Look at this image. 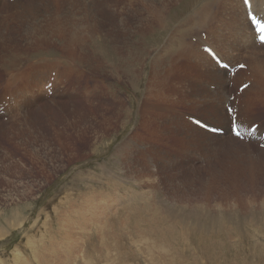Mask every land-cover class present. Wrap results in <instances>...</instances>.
Instances as JSON below:
<instances>
[{"label": "rangeland", "instance_id": "obj_1", "mask_svg": "<svg viewBox=\"0 0 264 264\" xmlns=\"http://www.w3.org/2000/svg\"><path fill=\"white\" fill-rule=\"evenodd\" d=\"M40 1L42 4L46 3L45 0ZM40 1L20 0L19 2L22 4L27 3L26 8H28L30 5H34L33 3L38 4L40 7ZM128 1L131 0H99L96 4L97 8L94 6L95 13L88 22L94 24L91 21L95 19L100 23V26L95 28V31L100 33L98 34L100 39L91 33L87 38L85 35L87 31L84 33L83 30L85 24L80 25L81 32L88 39V41L85 40V47H83L85 50L95 49L96 51V56L95 58L92 57L91 62L87 61L88 58H80L81 54L83 56L85 54H83L84 52L80 53L81 51L76 49L78 48L76 45L73 47L76 50H68L69 48H67L66 51V44L60 42V40L63 32L67 31L64 35L66 38L71 32L62 29V27L71 28L69 27L71 25L69 15L62 16L64 19L60 17L65 23L59 18L58 22L61 21L59 25L62 26L53 29L50 8L42 9L41 7L39 10L30 12L31 14L28 13L29 16H32L33 36L40 39L44 38L41 39L44 41V50L37 48L40 41L35 39V42L28 46L29 48L32 47L28 49V56L23 55L22 50L19 48H15L21 47L20 44H17V46H12L10 43L0 45V102L5 101V115L0 117V264H264L262 230L261 233L258 230L253 238L247 237L243 233V225L240 224L237 229L228 233V235L223 233L211 238L207 234L204 237L202 234L206 232L207 223H210L211 220L202 221L198 216L195 221L197 228L189 233V237L187 234H182V227L188 221L174 220L175 217L171 209L173 207L175 210H180L188 215L191 208L201 210L199 206H204L202 204L205 203L215 214L218 213L224 216L228 224L231 223V220L241 221L242 219L237 216L240 210L235 208V205L233 206L234 203L236 204L233 198L226 200V202L223 199L221 202L219 192H211L208 198H204L203 195L201 197V184L204 181L213 179L220 185V189L229 186V184L236 183L238 185V183H243L242 186L245 188L240 187L241 185L239 187L244 190V194L238 197L241 200L244 199L245 203L248 204L247 207L255 208L254 211L258 215L262 213L264 207V152L258 151L257 156L252 154L255 164H251V160L247 161V154H244L246 149L248 152H252L259 145L253 147L252 144H249V149L243 147V158L240 156L228 158L223 153L225 149H217L219 151L217 157L212 158L214 162L211 166L214 167L210 165L209 167L205 162V159L208 158H204L200 155L202 152L197 150L198 152L195 151V158L191 155L189 156V158L192 157L190 159L180 158L181 161L184 160L185 162L179 168L173 166L175 168L170 173L177 174L180 177L176 179L170 177L172 179L171 183L168 180L170 178L165 175L168 172H164V170L157 172L155 167H150L149 163H144L133 148L123 146L124 140L128 138L127 136L137 133L135 136H139V139L145 142L142 145L148 143L145 146L147 148L150 146L149 149L154 148V146L162 148L163 151L171 150L174 147L179 148V142L173 140V137L168 138L161 146L157 145L156 141V145L150 143L152 139H155L154 133L158 129L165 130L166 133L170 130V125L167 122L169 120L168 116L159 115L166 111L168 105L158 104L155 109V106L150 104L155 100L147 97L148 92H145V85L152 86L150 72L152 69L157 70L160 75L167 68L171 70L166 80L163 77L159 78L152 86L155 92L168 93L170 91L169 87L175 84L174 79L177 81L178 76H185V78L190 79L200 77L202 81L203 78H208V76H200L201 73H198L199 70H196L195 64L198 61L197 55L199 56L201 52L204 53L201 46L209 42L213 43L212 46L220 48L222 52L229 55L226 58L231 60V64H241L239 62L247 64V71L238 70L240 75L238 74L230 81L228 80L227 85L231 89L227 93L229 98L235 93L238 85L250 75V67L253 65L252 59L257 56L259 51V56L264 54V45L253 40V30L249 24H246L249 21L245 17V12H242L244 8L241 0L228 1L237 12L240 10L238 15L240 19H243L242 24L236 21L239 17L235 19V16L229 10L227 13L224 11V5L227 6V3L224 4L222 0H206V6L209 7L206 10L208 17L204 19L205 22L197 23L199 20L198 14L194 10H199L203 4L196 5L197 0L195 4L191 0H180L182 2L172 6L168 16L166 15L165 22H170L166 30H156L155 32H147V34L142 33V35L139 32V25L145 22L144 20L139 19L138 22L136 17H132L124 22V26L120 25L116 29L110 23V16L116 17L118 15L117 20L125 19V14H128L131 9V7H128ZM198 1L204 3V0ZM123 2L127 4L124 5V9L122 7ZM17 8L16 11L19 9ZM98 8L99 10L102 9L99 11ZM64 9L62 8L61 11H64ZM6 10L7 7L5 8V5L0 3V14L4 16ZM72 11L71 15L75 17H80L82 14L78 7ZM192 16H195V21L193 20L190 29L192 32L178 31L180 27L177 28L176 38L178 44H186L184 46L178 45L176 48L174 40L167 39V34L172 29L170 26ZM170 18H172L171 21ZM12 20H15V24H13L14 28L12 26L11 30L19 40H21V36L23 39L25 37L24 31H28L26 28L29 27V24L23 22L22 17L11 18ZM213 27H215V34L217 33L221 37V42L214 41V30H212V39L204 34ZM61 29L63 30L62 34L59 32ZM52 31L58 32L52 33V36L50 33ZM180 35L184 37L182 38ZM50 36L51 39H49ZM92 36H95V38H92ZM90 38H92L91 42ZM199 38H203L201 39L203 42L199 43ZM112 39L113 41H111ZM209 39L210 41H208ZM169 42L172 44L170 45V52L163 56L164 58L161 59L160 64H153L157 52ZM234 42L236 46H231ZM115 44H117L116 47ZM111 47H115L121 57L134 52H138L143 56L142 64L136 72L138 76L134 77L135 72L128 75V73L120 71L118 67L116 71H112L114 68L110 70L109 62L113 61ZM181 49H183L182 52H180ZM188 50L191 51L190 57L187 62H184L183 54H186ZM194 53L196 56L193 55ZM195 57L197 58L195 59ZM97 58L100 62L96 61ZM32 59L36 60L34 63L40 65V67H43L44 64H54L55 68L60 73L66 74V76L60 77L56 69L45 73L40 70L37 76L38 78L41 74L40 81L37 82V78H32L30 87L26 86V93L22 92L25 99L30 101V105L27 106L21 101V92H19V88L27 83L26 79H20L16 83L7 85L10 79L9 73L5 70L7 67H14L17 63H23L25 67L28 63H33ZM202 59L205 60L204 57ZM207 61H201L199 66H202L203 63L204 67H208ZM35 64L33 66L37 67ZM130 65V68L134 66ZM19 69L25 68L20 67ZM258 74L264 75V66L258 70ZM113 75L117 78L115 79ZM240 76L243 79L235 85V80L241 79ZM119 78L120 80H118ZM169 80L170 82H168ZM208 81L206 79L204 82L207 83ZM49 82L54 86V94L52 90L47 92L44 88L45 83ZM215 82L216 84H214ZM222 83V80L218 82L217 79H212L207 83V88L218 91L221 89ZM209 85L214 86V89L210 88ZM183 93L185 92L183 91ZM113 96L116 98H113ZM169 98H171L170 94H168L167 99ZM247 101L249 99L247 97L242 98V95L239 98L238 114L241 115L240 121L245 119L242 123L246 124L248 122L247 127L252 123H264V101L254 102L256 106L251 105V108H247L245 113L243 110L242 113L241 107L245 106ZM224 103L225 101H222L220 105L224 106ZM149 107L156 110L159 116L153 117L154 114L149 110ZM17 108L20 109L17 110ZM143 109L146 110L145 115ZM185 111L188 113L186 116L178 114L173 118V125L175 124L173 127H177L175 129L180 136L183 135L185 138L192 139L196 134V125L193 124L192 127L195 134L187 126L184 128L183 125L180 126L184 118V120H188L189 114L194 115L196 119L209 123L208 125L217 126L216 120L211 119L206 112L200 110L196 113L189 110H183L182 112ZM246 113L247 115L244 116ZM142 116L147 122L146 127L140 126ZM227 122L230 124L228 115ZM224 124L225 121L222 125ZM206 132L204 131L203 136L200 137L201 142L215 143L214 134ZM259 132L261 133L262 129ZM188 134L190 136L187 137ZM202 143L200 144L203 146ZM151 145L154 146L151 148ZM189 148L184 150L186 156H188ZM202 154L204 155V153ZM206 161L210 162V159ZM192 164L194 167L190 166ZM144 165L145 167H143ZM204 166L206 167L202 168ZM175 169H179L178 173L175 172ZM200 169L202 171H199ZM184 173L193 178L192 181H189V186L186 183L187 181L184 180ZM211 174L216 175L210 178ZM250 174L255 175L253 177L254 185L246 181L248 178L250 179L251 176H248ZM193 175L199 176L194 178ZM123 179H125V183ZM160 179L162 180L161 185L159 183ZM179 181L183 182L181 184L184 188L180 184L182 190L176 192L172 190V187L177 186L176 183H180ZM156 183L157 186H155ZM149 184L156 187V190L153 191L161 197L162 204L165 202L168 206L165 210L162 209L166 214L165 217L162 216V212L155 210L157 206L152 203L153 197L150 190L149 196L152 199L148 198ZM164 184L166 185L164 186ZM146 185L148 186L146 187ZM129 188H132L133 191ZM140 189L141 192L139 193L138 190L140 191ZM173 192L174 195L171 196ZM134 193L139 196L138 205H135V210L129 211L131 207L129 202L137 200ZM123 199L125 200L123 201ZM167 201H169V204ZM161 202L158 201L157 203H160L161 206ZM128 203L129 207L128 205L126 207ZM143 210L149 212L146 215L133 213L128 216L132 212ZM154 210L157 211L156 215L161 216L164 221L152 224L149 220L152 218L149 217L154 213ZM200 213L198 212L199 215ZM8 219H11V222ZM95 219L97 221H94ZM100 221H102V225ZM204 221L205 224L202 226ZM213 224H216V222L213 221ZM98 225L101 227L98 228ZM100 229L105 230L107 234H102ZM138 229L142 231L140 234ZM152 233L156 235H151ZM157 234L159 235L157 236ZM141 240L142 242H140ZM43 257L46 258L45 261H43Z\"/></svg>", "mask_w": 264, "mask_h": 264}, {"label": "bare ground", "instance_id": "obj_2", "mask_svg": "<svg viewBox=\"0 0 264 264\" xmlns=\"http://www.w3.org/2000/svg\"><path fill=\"white\" fill-rule=\"evenodd\" d=\"M15 1V2H14ZM18 1V2H17ZM20 0H13L12 2L13 3H10V1L8 0H0V3L1 5H5V8L7 7V12H5L4 16L0 14V45H5L7 43H10L12 44V46H17V44H20L21 47H15V48H19L20 50H22L23 52V55L26 54V56L29 55V50L30 48L32 47H28L30 45H32L35 40H39L40 43L39 45L37 46L38 49L40 50H44V41L41 40V39H44V38H35L33 36V30L32 29V16H29V14H31L34 10H39L41 7L42 9L43 8H50L51 9V14L52 15V23H53V29H56L58 26H62V25H59L62 20L60 17L64 16L65 14L66 15H69V18H70V22H71V25L69 27L71 28H63V30L67 29L68 31H71L69 32V35H67V38L64 36L66 35L67 31L66 32H63V36L60 40V42L62 41L64 44H66V51H67V48H69L68 50L72 49V50H76L78 49V51H81L80 53H83L85 54V56H83L82 54L80 55V58H88V62H91L93 59L92 57L95 58L96 56V51L95 49L90 50H85V46H84V42L88 41V39H86V36L87 38L92 34V35H95L96 38H99L98 34H100L99 32L97 33L95 31V28L96 27H99L100 26V23L95 21H91V22H94V24H89L88 20L89 19H92L95 11H94V6L96 7V4L99 2V0H45L46 3L45 4H42V2L40 1V7L37 5H35V3H33L34 5H30L28 8H26L27 6V3L26 4H22L19 2ZM27 1H35V0H27ZM123 1V0H122ZM192 3L195 4L196 0H191ZM224 4H226L227 6L224 5V11L227 13V11L229 10L231 13H233V15L235 16V19H237L238 17V23L239 24H242L243 23V19L241 18L240 19V16L238 15L239 11L237 12V10L234 8V6H231V4L229 3L228 0H222ZM3 2V3H2ZM26 2V1H24ZM37 2V1H36ZM180 3L182 1L180 0H131L130 2L128 1V7L131 9L129 10L128 14H125V19L124 20H117V16L114 17V16H110V23L113 25L114 29H116L118 26H124V22L130 20V18L132 17H136V19L138 20L139 22V19L141 20H144L145 22H142L140 25H139V28H140V33L142 35V33H146L147 32H155L156 30L160 31V30H166V28H168V24L170 25V22L166 23V15L168 16V14L170 13V9H172L171 7L176 5L177 3ZM110 3V2H109ZM124 3V2H123ZM122 3V4H123ZM126 3V2H125ZM123 4V9H124V5H127V4ZM190 3V2H189ZM206 3L207 1L204 0V3L202 2H199L197 0V3L196 5H202L200 6L201 8L199 10H194L198 17V21L197 23H202V22H205L204 19H206L208 17V15H206V10L208 7V5L206 6ZM18 5V6H17ZM115 5V4H114ZM135 5V6H134ZM9 6V8H8ZM25 6V7H24ZM19 9H18V8ZM76 7L80 8L81 10V16L80 17H75L72 14V10H74ZM103 7V6H102ZM127 7V6H126ZM127 7V8H128ZM16 8L18 9V11H16ZM62 8H65L64 11H61ZM97 8V7H96ZM100 8V7H99ZM98 8V10H99ZM104 8V7H103ZM107 8V7H106ZM126 8V9H127ZM12 9V10H11ZM102 9V8H101ZM100 9V10H101ZM195 9V8H194ZM198 9V8H197ZM211 9V8H210ZM11 10V11H10ZM99 10V11H100ZM107 10V9H105ZM114 10V9H113ZM112 10V11H113ZM109 11V10H108ZM125 11V10H123ZM2 12V11H1ZM31 12V13H30ZM39 12V11H38ZM105 12V11H104ZM210 12V11H209ZM244 13V10L242 11ZM29 13V14H28ZM114 13V11H113ZM116 13V12H115ZM127 13V12H126ZM49 14V13H48ZM118 14V13H117ZM201 14V16H200ZM210 14V13H208ZM47 15V14H46ZM104 15V14H103ZM102 15V16H103ZM107 15V14H106ZM115 15V14H114ZM231 16V15H230ZM16 17H22L23 18V22H27V24H29V27L26 28V30L28 31H24L25 32V37L22 39V36L20 37L21 40L18 39V37H16L15 33L11 30L12 26L14 28V25L15 24V20H12L11 21V18H16ZM51 17V16H50ZM66 17V16H65ZM195 16H192V17H189V19H185V20H182V22H176L175 24H173V26H170L172 27L171 31L167 34V39L168 40H174V42L176 43V48L178 47V45H182L184 46L186 43H181V44H178L177 42V38H176V33H177V28H179L178 31L180 30H183L185 32H190L191 30V27H192V24H193V20L195 21ZM196 17V18H197ZM59 21L58 22V20ZM19 20V18H17ZM62 19H64L62 17ZM67 19V18H65ZM106 19V18H105ZM121 19V18H120ZM214 19V18H213ZM2 20V21H1ZM107 20H109V18H107ZM172 20V18H170V21ZM50 21V20H49ZM67 21V20H65ZM84 21H86V23H84ZM230 21V20H228ZM234 21V20H233ZM51 22V21H50ZM64 22V20L62 21ZM18 23V22H17ZM65 23V22H64ZM63 23V24H64ZM74 23V24H73ZM85 24V29L84 30V33L85 35H83L84 33L81 32V27L80 25L81 24ZM109 23V21H108ZM78 24V25H77ZM220 24V23H219ZM246 24H249V22H246ZM250 25V24H249ZM227 26V25H226ZM241 26V25H240ZM31 27V28H30ZM42 27V26H41ZM83 27V26H82ZM224 27V26H223ZM230 27V26H229ZM39 28V27H38ZM60 28V27H59ZM105 28V27H103ZM221 28V27H220ZM228 28V27H227ZM22 29V28H21ZM32 29V30H31ZM59 31L61 32L62 34V30ZM215 27H213L212 29L207 30L206 33V36H210V39H212L213 37V34L215 35L213 37L214 41L215 42H221V37L219 35H217V33L215 34ZM14 30V29H13ZM212 30L213 31V34H212ZM227 30V29H226ZM23 31V30H22ZM41 31V30H40ZM109 31V30H108ZM229 31V30H228ZM18 32V31H17ZM36 32V31H35ZM58 31H52L50 32L51 34L53 33H57ZM113 32V31H112ZM192 32V31H191ZM221 32V31H220ZM240 32V31H238ZM65 33V34H64ZM91 33V34H90ZM118 33V32H117ZM124 33V31H123ZM122 33V34H123ZM233 33V32H232ZM46 34V33H45ZM52 34V36H53ZM77 34V35H76ZM241 34V33H240ZM24 35V34H22ZM60 35V34H59ZM58 35V36H59ZM110 35V34H109ZM108 35V36H109ZM115 35V33H114ZM121 35V33H120ZM137 35V34H136ZM179 35V34H178ZM242 35V34H241ZM43 36V35H41ZM95 36H92V38ZM123 36V35H122ZM106 37V36H105ZM111 37V36H110ZM120 37V36H119ZM118 37V38H119ZM131 37V36H130ZM180 37H184L182 35H180ZM179 37V38H180ZM92 38H90V42L92 40ZM116 38V37H115ZM35 39V40H34ZM51 39V36L50 38ZM100 39V38H99ZM203 39V38H201ZM199 38V43L200 42H203V40H201ZM210 39L208 41H210ZM86 40V41H85ZM113 41V39L111 40ZM38 42V41H37ZM36 42V43H37ZM94 42V41H93ZM115 42V41H114ZM146 42V41H145ZM148 42V41H147ZM23 43V44H22ZM88 43V42H87ZM97 43V42H96ZM225 43V42H224ZM93 44V43H92ZM98 44V43H97ZM95 44V45H97ZM213 43H206L205 45L201 46V50L202 47L206 46V47H211L214 49L215 52H217L219 54V56L221 57V60L222 61H225V62H228V63H231V60H228L226 57H229V55H227L226 53L222 52V50L220 48H216L214 46H212ZM75 45L78 47L76 49H74L73 47H75ZM89 45V44H88ZM94 45V46H95ZM117 44H115V47H116ZM171 42H169L168 44L164 45L161 50H159L155 56V59L153 62V64H157L159 62H161V59H163L164 57L163 56H166L168 52H170V47ZM84 46V47H83ZM150 46V45H149ZM152 46V45H151ZM191 46V45H190ZM225 46V45H223ZM231 46H236V43H232ZM72 47V48H71ZM106 47V46H105ZM115 47H111L112 48V53H111V56L113 57V61H110L109 64H110V70L112 68V71L113 70H118L117 67L119 68L120 71L122 72H126L128 73V75H130L129 73L131 72H135L134 74V77L135 76H138V73L137 72V69L141 66L142 64V61H143V56L140 55L138 52H134V53H129L127 56L125 57H121L120 55H118V51ZM186 48V47H185ZM87 49V48H86ZM89 49V48H88ZM144 49V48H143ZM158 49V48H157ZM169 49V50H168ZM107 50V49H106ZM109 50V49H108ZM155 50V49H154ZM261 50V49H260ZM183 49L180 50V52H182ZM108 52V51H107ZM190 53L191 51L188 50V52L186 54H183L184 56V59L183 61L184 62H187L189 57H190ZM259 53L260 51L258 52L257 56L253 57L252 59V62H253V65H251L250 67V76L249 78L251 79V83L248 85V87L246 89L243 90L242 92V98L244 97H247L249 99V101H247V104L245 106H242L241 109H242V113H243V110H244V113L245 111H247V108H251V105H254V102H257V103H260V102H263L264 101V75H260L258 74V70H260L263 66H264V54H262L261 56H259ZM195 55V53L193 54ZM196 56V55H195ZM198 57V61L197 63L195 64L196 65V70H199L198 73H201L200 76H208V78H203L204 81H206V79H208L209 81L212 80V79H217L218 82L220 80L223 81V85L221 87L220 90H209L207 88V83H205L203 80L201 81L200 80V77L198 78H193V79H190V78H185V76H178L177 78V81L174 79L175 81V84L172 85L171 87L169 86H166V87H169L170 88V91L168 93H163L162 92H155L154 89L152 88V86L156 83V81L159 79V78H165L166 80V77L169 76L171 70H169L168 68L166 70H164L165 72L160 75L158 74L157 70L155 69H152L150 72H151V79H152V86L149 87L147 85L146 86V90L145 92H148V96L147 97H151L153 98L155 101H153V103H150V104H153L155 106V109H156V106L158 104H164L165 106H167L168 108L166 109V111L164 113H161L159 115H165L168 116L169 120H167L168 124L170 125V130L168 133H166L165 130H162V129H158L155 133H154V138L155 139H152L150 142L151 144H155L157 143V145H162L163 143H165L168 138H171L173 137V140L175 139L176 141L179 142V148L178 147H174L172 148L171 150H168V151H163L161 150L162 148H157L156 146L154 145H151V148L152 146H154V148L152 149H149V147L147 148L145 145H147L148 143H146L145 145H142L144 144L145 142L142 141V139L140 140L139 139V136H135L137 135V133L134 135L132 134L131 136H127L128 138L125 139V143H123V146L126 148V147H131L134 149V152L138 153L139 154V157H141L142 161L146 164H148L150 167H155V169L158 171H161V170H164V172H168L166 173L165 175L168 176V178L170 177H175L178 178L180 176H178L177 174H172L170 173L171 170H173V166H176L177 168H179V166H181L185 161H181L180 158H187V159H190V158H195V151H201L202 153H204V155L201 153L200 155H202L204 158L207 157L208 159H210V162L209 161H206L208 159H205V162L206 164L209 166H211L212 162H214L212 158H215L217 157V149H225V151L223 153H225L226 156H228V158H235L234 156H240L241 158L244 157V154H247V158L249 160H251V164H255L254 162V157H252V154H255L257 156V152L258 151H262L264 152V148H261L260 146L259 147H256L254 148L255 150L252 152H248L247 149H246V153L243 154V147L245 148H248L250 147L249 144H252V146H258V144L254 141H237L236 138L232 137L231 134H230V131H229V126L230 124H228L229 122H227V112L226 110L224 109V106L223 105H220V102H224L226 99H227V93L231 90L229 88V86L227 85V82H228V79L225 78L227 76V71L225 69H221L217 66V64H215L212 59L204 52H201L199 54V56L197 55ZM195 57V59L197 58ZM202 57L205 58V60L202 59ZM250 58H252V56H250ZM76 59V58H75ZM208 60V61H207ZM33 63H28L27 66L24 67V64L22 63H17V65H15L14 67H7V69L5 70V72L9 73V79L8 82H7V85L9 84H13V83H16V81L20 80V79H23L24 78L26 79V82L24 84V86L20 87L19 88V92H21V101L23 102V104L29 106L30 105V101H27L24 97V95H22V92L26 93V86L28 85V87H30V81L32 78H37L38 74L40 73V70L43 71L44 73L46 71H49V70H54L56 69L55 68V65L54 64H44L43 67H40V65L38 64H35L33 59H32ZM96 61H99L98 58L96 59ZM201 61H207L209 66L208 67H204L203 66V63H202V66L200 65L199 66V63ZM100 62V61H99ZM107 62V61H106ZM163 62V60H162ZM97 63V62H96ZM33 64H35L37 67L33 66ZM134 65L133 67H129V65ZM160 64V63H159ZM99 65V64H98ZM130 65V66H131ZM102 66V65H101ZM166 66V65H164ZM25 68V69H19V68ZM162 67V66H161ZM16 68V69H15ZM102 68V67H101ZM122 68V69H121ZM163 70V69H162ZM247 71V70H246ZM56 72L60 75V77H65L66 74L64 73H60L57 69H56ZM163 72V71H162ZM125 73V74H126ZM237 74H239L240 72H236ZM114 74V72H113ZM117 74V73H116ZM119 74V73H118ZM121 74V73H120ZM133 74V73H131ZM41 75V74H40ZM40 75L39 77L36 79V81L38 82L39 78H40ZM240 75V74H239ZM115 77V75H113ZM119 76V75H118ZM121 76V75H120ZM113 77V78H114ZM123 77V75H122ZM129 77V76H128ZM211 77V78H210ZM216 77V78H215ZM238 77V76H237ZM241 77V76H240ZM117 77H115L116 79ZM125 78V77H124ZM175 78V77H174ZM245 78V77H244ZM63 79V78H62ZM66 79V78H65ZM68 79V78H67ZM123 79V78H121ZM150 79V78H149ZM173 79V78H172ZM197 79V80H196ZM224 79V80H223ZM243 78L241 77V79H233L235 80V82L232 80V82L235 83V85L237 84L238 81H241ZM120 80V78L118 79ZM164 80V79H163ZM249 79H247L246 81H248ZM40 81V80H39ZM65 81V80H64ZM133 81H135L133 79ZM140 81V80H139ZM150 81V80H149ZM201 81V82H200ZM230 81V80H229ZM250 81V80H249ZM109 82V81H108ZM137 82V81H136ZM166 82V81H164ZM163 82V83H164ZM170 82V80L168 81ZM167 82V83H168ZM173 82V80H172ZM187 82V83H186ZM217 82V81H216ZM216 82L214 84H216ZM118 83V82H117ZM212 83V82H211ZM242 83V82H241ZM244 83V82H243ZM242 83V84H243ZM18 84V83H17ZM125 84V83H123ZM169 84V83H168ZM173 84V83H172ZM177 84H179L177 86ZM138 85V84H137ZM109 86V85H108ZM107 86V87H108ZM116 86V85H115ZM33 87V86H32ZM106 87V86H105ZM177 87V88H176ZM210 88H212L211 85H209ZM220 87V86H219ZM110 88V87H108ZM117 88V87H116ZM132 88V87H131ZM214 88V86H213ZM134 89V88H133ZM89 91V90H88ZM117 91V90H116ZM115 91V92H116ZM183 91L185 93H183ZM190 91V93H189ZM35 92V91H34ZM90 92V91H89ZM112 92V91H111ZM118 92V91H117ZM19 94V93H17ZM168 94L171 95V98L167 99L168 97ZM112 95H113V92H112ZM111 95V96H112ZM172 96H174V98H172ZM113 98H116L113 96ZM181 98V99H180ZM117 100V99H116ZM115 100V101H116ZM113 101V100H112ZM121 102V100H119ZM114 102V101H113ZM118 104V103H117ZM116 104V105H117ZM121 104V103H120ZM167 104V105H166ZM115 105V106H116ZM46 106V105H45ZM152 106V105H151ZM176 108H175V107ZM42 107V106H41ZM142 107V105H141ZM174 107V108H173ZM165 108V107H164ZM20 108H17V110H19ZM44 109V108H43ZM217 109V110H216ZM149 110H151V112L154 114L153 117L155 116H159L158 115V112L156 110H152V108L149 107ZM183 110H189V111H193L196 113V111L200 110V111H203V112H206L207 115L211 118V119H214L216 120V124L217 126H214L216 128H221V129H224V133L222 135H215L214 134V141L215 143H212V142H207V143H202L201 141V136H203L204 134V131L203 129L199 128V127H195V130H196V134L194 133V130H192V127H193V124L188 121V120H184V116H186L188 113L185 111V112H182ZM226 114H225V112ZM42 111V110H41ZM162 111V110H161ZM145 112L146 110L143 109V114L145 115ZM149 112V111H148ZM179 112V113H178ZM240 113V114H242ZM178 114H182L184 115L183 116V120H182V124L183 125V128L184 127H188V129L192 130V132L195 134V136L192 138V139H188V138H185L183 135L180 136L176 129L177 127H173V118L174 116L178 115ZM247 115L244 114V116ZM151 116V115H150ZM190 117H194V115H191L189 114ZM241 116V115H240ZM29 118V117H28ZM195 118V117H194ZM244 119V118H243ZM262 119V118H261ZM141 120V119H140ZM149 120V118H148ZM151 120V119H150ZM156 120V118H155ZM154 120V121H155ZM157 121V120H156ZM176 121V120H175ZM225 121V124L222 125V123ZM243 121V120H242ZM242 121H240L239 123L240 124H243L241 123ZM245 121V119H244ZM243 121V122H244ZM106 122L104 121V124ZM161 123V122H160ZM178 123V122H177ZM248 122H246L247 124ZM261 123V122H260ZM157 124V123H156ZM179 124V123H178ZM250 124V123H249ZM248 124V125H249ZM102 125V124H101ZM106 125V124H105ZM104 125V126H105ZM147 125V122H145V119L143 118L142 116V121H141V127L142 126H145L146 127ZM244 125V124H243ZM163 126V125H162ZM166 126V125H165ZM178 126V125H177ZM213 126V125H212ZM261 126H264V123H261ZM68 127V126H67ZM135 127V126H134ZM160 127V125H159ZM179 128V127H178ZM187 129V128H186ZM264 129V128H263ZM262 129V130H263ZM156 130V129H155ZM179 130V129H178ZM183 130V129H182ZM79 131V130H78ZM134 132V131H133ZM137 132V131H136ZM181 132V131H179ZM85 133V132H84ZM182 133V132H181ZM207 133V132H206ZM258 133L260 134V132L258 131ZM141 134V133H140ZM212 134V133H211ZM128 135V134H127ZM130 135V134H129ZM197 135V136H196ZM187 137L190 136L189 134L186 135ZM154 140V141H153ZM199 142H198V141ZM204 140V139H203ZM206 140V139H205ZM141 141V142H140ZM156 141V143H155ZM210 141V140H209ZM174 142V141H173ZM204 142V141H203ZM202 143L203 146L200 144ZM165 146V144H164ZM171 146V145H170ZM141 147H143L141 149ZM188 147L189 150H188V156H186L187 154L184 153V150H186ZM197 147V148H195ZM122 149V148H121ZM129 149V148H128ZM127 149V150H128ZM249 149V148H248ZM126 150V151H127ZM242 150V151H240ZM133 151V150H132ZM197 151V152H198ZM196 152V153H197ZM121 153V152H120ZM119 153V154H120ZM125 153V152H124ZM251 153V154H250ZM137 154V155H138ZM172 154H177V155H172ZM234 154V155H233ZM192 156L189 158V156ZM198 155V154H197ZM233 155V156H232ZM174 156V157H173ZM254 156V155H253ZM138 157V158H139ZM245 157V158H246ZM252 157V158H251ZM201 158V157H200ZM203 158V159H204ZM128 159V158H127ZM186 159V160H187ZM212 159V160H211ZM226 159V158H225ZM193 160V159H192ZM128 161V160H127ZM216 161V160H215ZM218 161V160H217ZM220 161V159H219ZM188 162V161H187ZM204 164V162H202ZM202 163H199V164H202ZM216 163V162H215ZM143 164V163H142ZM202 164V165H203ZM196 165V164H195ZM216 165V164H215ZM148 166V167H149ZM192 167V165H190ZM197 166V165H196ZM209 166V167H210ZM213 166V165H212ZM211 166V167H212ZM260 166V165H259ZM145 167V165L143 166ZM206 166L202 167V168H205ZM214 167V166H213ZM196 168H201V167H196ZM189 169V168H188ZM207 169V168H206ZM211 169V168H210ZM213 169V168H212ZM148 170V169H146ZM179 169H175V172H177ZM184 170V169H182ZM250 170V168H249ZM150 171V170H149ZM199 171H202V169H200ZM198 171V173H199ZM213 171V170H212ZM142 172V171H141ZM173 172V171H172ZM185 172V171H184ZM188 172V171H187ZM216 172V171H215ZM220 172V171H219ZM231 172V171H230ZM234 172V171H233ZM178 173V172H177ZM212 173V172H211ZM214 173V172H213ZM225 173V172H224ZM157 174V173H155ZM185 174V173H184ZM226 174V173H225ZM114 175V174H113ZM142 175V174H141ZM148 175V174H147ZM161 175V174H160ZM190 175V174H189ZM205 175V174H204ZM213 175H216V174H213ZM211 174V177L213 176ZM218 175V174H217ZM228 175V174H227ZM143 176H146L143 174ZM150 176V175H149ZM166 176V177H167ZM194 176V175H193ZM199 175H196L194 176L195 177H198ZM206 176V175H205ZM221 176V175H220ZM248 176H251L250 179L248 178L246 181L247 182H250L252 185H254L255 183H253V177H255L254 174H250ZM141 177V176H140ZM147 177V176H146ZM184 177V180L187 181V185L189 183V181L193 178H191V176H187L186 174L183 176ZM217 177V176H216ZM223 177V176H222ZM221 177V178H222ZM232 177V176H231ZM162 178V177H161ZM167 178V179H168ZM207 178V177H206ZM164 179V178H163ZM174 179V178H173ZM209 179V178H208ZM231 179V178H229ZM228 179V180H229ZM235 179H237L235 177ZM233 179V180H235ZM242 179V178H241ZM240 179V180H241ZM125 179H123V182H124ZM156 180V179H155ZM170 181V183L172 182V179H168ZM180 180V178H179ZM197 181V179H195ZM227 180V179H226ZM238 180V179H237ZM230 181V180H229ZM232 181V179H231ZM156 182V181H155ZM174 182V180H173ZM180 182V181H179ZM182 182V181H181ZM180 183H176L177 186H174L172 187V190H175L176 192H181V187H180ZM199 182V181H198ZM203 182V181H202ZM233 182V181H232ZM240 182V181H239ZM125 183V182H124ZM159 183L160 185L162 184V180L160 179L159 180ZM183 183V182H182ZM205 184V187H204V184ZM201 186H200V189H202L200 191L201 194V197L203 195L204 198H208L210 193L211 192H219V200H223L225 199V202L226 200L228 199H231L233 198V201L236 202V204L234 203L233 206L235 205V208L239 209L240 210V213H237V216L240 217V219H242L241 221L239 220H231V223L228 224L227 221L225 220L224 216H221L220 214H215L211 208L206 205L205 203H203L202 205L204 206H199L201 207V210H198V209H195L194 208H191V210L188 212V215L185 213V212H181L180 210H175L173 207L171 208L172 209V214L174 215L175 219L174 220H187L188 223L186 225H183L184 227H182L183 229V232L182 234H187L189 237H190V232H193L196 230L197 228V225L195 223L196 221V218L199 216V218L203 221V220H211L210 223L208 222L207 223V229H206V232L203 233L202 235L204 237H206L207 234H209V237L213 238L215 237L216 235H221L223 233H231L233 230L237 229L238 225L242 224L243 225V233L247 236V237H251L253 238L255 234H257V231L259 230V233H261V230H262V233H263V237H264V207L262 208V213H260L259 215L254 211L255 208H251L250 206H248V204L245 203L244 199L241 200L238 196L240 195H243L244 194V186H242L243 183H238V185L236 183H233L232 185L229 184V186H225V188H222L221 189L219 188V184H217L213 179L210 181H204ZM128 184V183H127ZM167 184V183H166ZM164 184V186L166 185ZM169 184V182H168ZM226 184V183H225ZM139 185H140V182H139ZM150 188H148V196H149V190L151 192V196L153 197V200H152V203L155 204L157 207L155 208V210H159L160 212H162V216L165 217L166 214H164L163 210H165L168 206L165 204H162L161 202V197L155 192L153 191L154 189L156 190V187L157 186V183L155 186H151L152 184H149ZM190 185V184H189ZM188 185V186H189ZM239 185H241L240 187H244L243 189H241L239 187ZM245 185V184H244ZM148 185H146L147 187ZM182 186V184H181ZM192 186V185H191ZM190 186V187H191ZM194 186V184H193ZM129 187V186H128ZM126 187V188H128ZM139 187V186H138ZM145 187V189H146ZM163 187V186H162ZM184 188V186H182ZM251 188V186H249ZM165 188V187H163ZM162 188V189H163ZM189 188V187H188ZM130 190H132V188H129ZM139 189V188H138ZM158 189V188H157ZM169 190V188H167ZM171 189V188H170ZM192 189V187H191ZM253 189V187H252ZM167 190V191H168ZM184 190V189H183ZM193 190H196V189H193ZM133 191V190H132ZM162 191V190H161ZM164 191V190H163ZM186 191V190H184ZM183 191V192H184ZM198 191V190H197ZM113 192V191H112ZM115 192V191H114ZM126 192V191H125ZM138 192L140 193L141 192V189L140 191L138 190ZM146 192V191H145ZM196 192V191H195ZM130 193H133V192H130ZM137 193V192H136ZM143 193V192H142ZM155 193V195H154ZM162 193V192H160ZM163 193H166V192H163ZM171 193V192H170ZM146 194V195H147ZM167 194V193H166ZM169 194V193H168ZM113 195V193H112ZM162 195V194H161ZM170 195V194H169ZM174 195V192L171 196ZM134 196L136 197V201H130V209L129 211H132V210H135L136 206L135 205H138L137 202H138V199H139V196L136 195L134 193ZM165 196V195H164ZM217 196V195H216ZM144 197V196H143ZM148 198H151L150 196ZM171 198V197H170ZM152 199V198H151ZM125 199H123L124 201ZM161 202V206H160V203H157L158 201ZM169 200V199H167ZM194 200V199H193ZM246 200V199H245ZM113 201V200H112ZM166 201V200H164ZM202 201V200H201ZM251 201V199H250ZM168 204H169V201H167ZM222 202V201H221ZM114 203V202H113ZM129 203L126 204V207L128 205L129 207ZM140 203V202H139ZM146 203V202H145ZM111 204V203H110ZM158 204V205H157ZM214 204V203H213ZM141 205V204H140ZM171 205H172V202H171ZM174 205V204H173ZM138 207V206H137ZM145 207H149V206H145ZM197 207V206H196ZM115 208V207H114ZM117 208H118V205H117ZM120 208V207H119ZM116 209V208H115ZM147 209V208H146ZM150 209V208H149ZM163 209V210H162ZM153 210V209H151ZM153 211L154 213H152L150 215L149 218H152V219H149L151 220L152 224H155V223H158L160 221H164L162 219L161 216L159 215H156L157 211ZM18 212V211H17ZM112 212H113V208H112ZM149 211H135V212H132L131 214H128V216H131L133 213H140L142 215H146ZM198 212H201L200 215L198 214ZM118 213V212H117ZM168 213V212H167ZM17 214V213H16ZM113 214V213H112ZM190 214V215H189ZM198 214V215H197ZM15 215V214H14ZM19 215V214H18ZM17 215V216H18ZM117 215V214H116ZM192 215V216H191ZM16 216V215H15ZM236 216V214H235ZM236 216V217H237ZM102 217V216H101ZM104 217V216H103ZM102 217V218H103ZM108 218V217H107ZM5 219V218H4ZM91 219V218H90ZM7 220V219H5ZM9 220V219H8ZM11 220V219H10ZM9 220V222H11ZM93 220V219H92ZM100 220V219H99ZM216 222V224H213V221ZM13 221V220H12ZM87 221V219H86ZM94 221H97L96 219ZM102 221H100V224H101ZM105 223V221H104ZM205 224V221L203 222V225L204 226ZM102 225V224H101ZM100 225H98V228H99ZM253 226V227H252ZM97 227V226H96ZM101 227V226H100ZM256 227V228H255ZM134 229V227H133ZM132 229V230H133ZM145 229V228H144ZM136 230V229H135ZM202 230V229H201ZM134 231V230H133ZM137 231V230H136ZM100 232L102 234H107V232H105V230H101L100 229ZM138 232L140 234V232H142L141 230L138 229ZM135 233V232H134ZM137 233H135L136 235ZM155 233H152L151 235H154ZM134 235V234H133ZM156 235V234H155ZM159 234H157L158 236ZM160 235H163V234H160ZM138 236V235H136ZM143 236V235H142ZM166 236V235H165ZM152 238V237H151ZM158 238V237H157ZM2 239V238H1ZM141 239V238H139ZM138 239V241H139ZM142 242V240L140 241ZM144 243V242H143ZM139 244V243H138ZM142 247V246H141ZM142 251V250H141ZM36 255V254H35ZM43 261H45V257L42 258ZM168 262V261H167ZM173 264V263H172Z\"/></svg>", "mask_w": 264, "mask_h": 264}, {"label": "snow or ice", "instance_id": "obj_3", "mask_svg": "<svg viewBox=\"0 0 264 264\" xmlns=\"http://www.w3.org/2000/svg\"><path fill=\"white\" fill-rule=\"evenodd\" d=\"M242 6L244 8L245 17L250 22V25H254L253 29V40L258 39L261 44H264V0H241ZM205 51L212 56L217 62L220 61L221 57L217 52H215L211 47L205 49ZM240 68L246 67L245 64L241 63L238 65ZM248 86L245 85L246 89ZM45 90H50L52 84L45 83ZM226 111L230 114L233 109L227 108ZM195 119V118H194ZM197 124L202 123L199 119H195ZM254 131H259L261 125L255 123L249 125ZM232 132L237 139L240 140L239 125L233 122Z\"/></svg>", "mask_w": 264, "mask_h": 264}]
</instances>
